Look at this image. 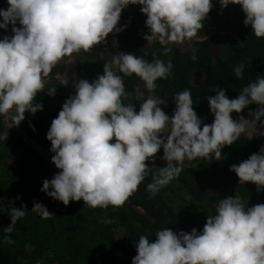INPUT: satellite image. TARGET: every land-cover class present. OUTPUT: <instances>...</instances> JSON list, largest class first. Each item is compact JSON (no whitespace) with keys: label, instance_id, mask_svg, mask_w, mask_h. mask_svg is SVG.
Instances as JSON below:
<instances>
[{"label":"clouds","instance_id":"1","mask_svg":"<svg viewBox=\"0 0 264 264\" xmlns=\"http://www.w3.org/2000/svg\"><path fill=\"white\" fill-rule=\"evenodd\" d=\"M217 2L222 9L239 5L244 25L251 27L255 37L264 38V0ZM7 5L0 9V30L7 32L11 26L12 35L0 39V116H10L13 125L19 126L25 113L43 110L36 102L39 93L47 88L49 96L55 95L56 87H46V80L58 63L125 30L126 26L118 25L129 5L141 6L147 17V46L158 42L160 54L167 56L170 45L197 37L213 0H7ZM192 51L195 60L196 49ZM172 70V61L165 62L155 52L151 61L118 52L92 82L75 78V95L64 102L46 136L54 153L51 162L59 172L43 181L41 191L65 206L82 200L91 208L120 207L153 168L146 161L161 149L166 164L156 168L147 185L153 197L180 176L186 160L220 161L222 149L249 129L264 136L260 130L264 127H256L264 125V75L243 87L234 99L218 87L213 89L216 94L208 97V105L214 121L205 124L194 111L189 90L175 94L171 117L162 109L167 103L155 95L156 82L167 79ZM245 70L243 63L236 66L235 77L243 78ZM133 75L150 93L138 112L133 103H125L130 95L125 79ZM68 84L67 76L60 80V85ZM250 105L258 107L248 112V118L233 119V113L240 114ZM9 129L0 132V141L8 140ZM230 171L240 184L252 183L257 192L264 191V146L233 164ZM8 209L11 224L4 229L2 242L13 244L9 234L28 211L24 205ZM31 212L43 219L54 217L41 203H34ZM154 236V241L139 237L131 264H264V203L249 207L239 195L225 196L215 213L207 216L202 231L177 233L166 227Z\"/></svg>","mask_w":264,"mask_h":264},{"label":"trees","instance_id":"2","mask_svg":"<svg viewBox=\"0 0 264 264\" xmlns=\"http://www.w3.org/2000/svg\"><path fill=\"white\" fill-rule=\"evenodd\" d=\"M8 7L7 0H0V9ZM139 5H129L123 10L118 27H125L118 34H109L106 43L71 57L57 64L46 80V87H56L54 96L48 89L37 95L36 102L43 110L35 114L25 113L19 130L9 129L5 116H0V132L9 129L7 141H0V264H131L137 255L136 242L141 235L153 241L154 233L168 227L174 232L190 233L193 228L202 231L208 215L215 213L220 199L239 195L249 207L264 203V191L257 192L252 183L240 184L239 178L230 171L264 146V139L241 135L232 146L222 149L220 161L198 158L185 161L183 171L154 197L147 191L156 168L166 162L161 149L153 160L146 161L153 167L138 189L120 207L91 208L81 201L62 202L48 197L41 191L43 181L51 180L59 170L44 159L31 144L51 152V142L46 136L53 119L57 118L64 102L75 95V78L92 82L103 75L104 63L115 51L111 41L120 52L133 53L151 61L153 52L160 59L172 61L173 70L167 79L158 80L155 95L164 99L162 109L171 117L175 111V94L189 90L194 111L205 124L214 117L208 105V97L215 96L213 89L226 92L230 99L239 91L264 75V38L253 35L250 26H245V15L239 5L222 9L217 0L208 14L204 28L197 37L170 45L172 51L161 55V45L154 42L147 46L144 35L148 34L147 17ZM19 27V25H17ZM11 32L0 30V37ZM196 49V59H192ZM67 59V60H66ZM245 64L243 78L234 75L239 64ZM68 77L67 87L60 80ZM126 91L130 93L125 103H133L137 112L143 99L150 93L144 82L133 75L125 79ZM257 105H250L242 113H233V119L247 117ZM257 125L264 126L260 123ZM52 153V152H51ZM54 155V153H53ZM20 197V199H16ZM34 203L45 205L53 218L43 219L31 212ZM26 206L27 215L17 221L9 234L13 244L3 243L4 229L11 224L9 206ZM106 219L113 222L105 223Z\"/></svg>","mask_w":264,"mask_h":264},{"label":"rangeland","instance_id":"3","mask_svg":"<svg viewBox=\"0 0 264 264\" xmlns=\"http://www.w3.org/2000/svg\"><path fill=\"white\" fill-rule=\"evenodd\" d=\"M5 35H8V36H11L12 35V32H8V33H6ZM5 35H2L1 37H0V39H2ZM110 43H112L111 44V48L110 49H113L114 51H115V53L117 54L118 52H120L117 48H116V46H115V43L113 42V41H111ZM191 41L189 40V41H187V42H185V44L187 45H191ZM74 58L75 57H71L70 59H68V61L69 62H71L72 60H74ZM65 59V58H64ZM64 59L62 60V62L64 61ZM67 60V59H66ZM5 123H6V125L9 127V128H11L12 126V128L11 129H15V130H19V127L18 126H14L13 125V122L11 121V118H10V116H5ZM256 127L257 128H260V127H264V126H260V125H256ZM261 131H264V129H260ZM256 133H255V131L253 130V129H249V131H248V133H246V134H242L243 136H247V137H250V138H262V139H264V136H256L255 135ZM31 144H33V146L38 150V152L40 153V155L44 158V159H46L47 161H49L51 164H53L52 162H51V160H52V157H53V153H51V152H48V151H46V150H44V149H42L41 147H39L37 144H35V143H31ZM54 165V164H53ZM55 166V165H54Z\"/></svg>","mask_w":264,"mask_h":264}]
</instances>
